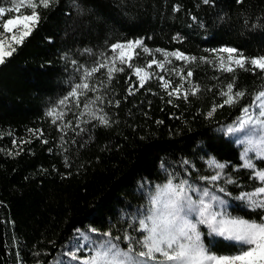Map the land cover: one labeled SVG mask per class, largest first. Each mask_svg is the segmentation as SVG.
<instances>
[{"label": "trees", "instance_id": "16d2710c", "mask_svg": "<svg viewBox=\"0 0 264 264\" xmlns=\"http://www.w3.org/2000/svg\"><path fill=\"white\" fill-rule=\"evenodd\" d=\"M0 7L11 5L0 0ZM30 11L25 4L18 13L7 12L0 30L2 22ZM36 11L39 22L0 65V264H50L83 227L121 238L125 232L138 235L135 221L156 187L172 176L177 183L212 187L199 179L215 174L206 163L212 158L226 164L224 176L236 181L226 186L231 195L220 193L228 211L246 219L264 215V209L235 199L261 182L241 166L239 147L223 130L264 86V74L239 68L222 73L200 59L214 60L212 50L223 47L264 56V0H53ZM133 40L151 50L136 49V66L162 60L157 49L197 57L192 64L170 57L165 68H183L185 74L191 69L190 79L201 86L198 96L169 97L155 76L141 88L125 64L110 85L101 69L93 77L99 91L88 94L104 96L96 108L107 113L109 126L90 120L84 97L80 108L64 109V119L54 124L47 113L79 82L77 65L91 67L102 53L112 55V44ZM147 71L170 79L173 87L184 82L156 65ZM233 77L249 95L208 118L213 102H221L220 87ZM255 163L264 168V161ZM217 184L224 186L223 180ZM200 230L214 250H235L204 226Z\"/></svg>", "mask_w": 264, "mask_h": 264}, {"label": "snow or ice", "instance_id": "6c2138e0", "mask_svg": "<svg viewBox=\"0 0 264 264\" xmlns=\"http://www.w3.org/2000/svg\"><path fill=\"white\" fill-rule=\"evenodd\" d=\"M52 2L53 0H8L11 7H0V17L7 12L18 13L25 4L31 10L23 16L17 15L2 22V28L6 33H12L18 25L23 26L19 35L11 36V41L22 44L39 22L37 7L48 8ZM238 2L242 3L243 0ZM204 3H209V0H204ZM137 48L151 54V50L144 46L142 40L127 41L112 44L110 46L112 55L102 53L101 58L91 67L77 65V71L80 73L79 82L73 84L71 90L59 100L58 105L48 111L47 115L53 117L52 122L55 124L58 120L64 119L66 115L64 109L71 111L72 108H80L81 98L84 97L83 108L87 110L90 120H98L101 125L109 126L107 113H104L103 108H96L99 102L104 101V96L91 98L88 94L99 91L93 82V77L101 69L106 70L107 84L110 85L116 73L124 72L125 64L134 70L141 88L155 76L169 97L174 96L176 99L182 97L188 101L190 95L196 97L201 92V86L190 79L193 77L191 69L185 74L183 68H165V65L172 63L170 57L184 61L185 64L197 62V57L186 56L180 51L164 52L157 49L156 52L161 53L163 59L158 61L153 58L144 67H140L131 63L134 57L139 55L136 52ZM15 51V47L6 43L4 38H0V65L4 64L5 59L12 56ZM212 51L216 53L214 60L200 59L204 63H213L222 73H235L239 68L253 72L260 70L264 74V56L247 57L234 47H223ZM73 64L75 65L76 62L73 61ZM153 65L162 71L175 72L184 82L173 87L170 79L147 71ZM103 83L101 82V86ZM185 83L188 84L187 88ZM128 93L132 94L131 88ZM218 95L221 102L219 104L213 102L206 114L208 118H211L218 108L238 105L249 94L244 89H237L236 78L233 77L231 82L220 87ZM168 102L172 103V100ZM107 103L112 104L113 101L108 100ZM115 103L119 106V101ZM64 127H71V124H65ZM223 130L227 134H239L242 138H247L241 140L246 145L241 154L243 161L241 166L253 170V177L261 182V186L255 191L242 192L235 199L245 201L253 210L264 209V168H257L253 158L254 156L255 159L264 161V86H261L258 92L251 94L249 101L241 107L240 115L234 123ZM206 163L215 174L201 176L199 179L207 181L211 188H197L186 179H180L177 183L176 177L172 176L166 183L157 186L148 201L146 212L137 217L135 231L138 235L125 232L122 246L120 235L113 236L112 231H105L99 234L102 239L90 241L86 257L81 258L78 255V251L83 250L79 245L77 252L69 253L70 257L80 261V264H264V215L259 219L233 216L227 209V201L216 193L231 195L227 193L226 186L236 184V181L230 176H224L223 170L226 164L218 162L215 158L209 159ZM221 180L224 186L217 184ZM200 226L207 228L209 236H217L231 242L235 250L219 252L214 250L211 243L205 244L204 233L200 230ZM96 231L91 229L93 233Z\"/></svg>", "mask_w": 264, "mask_h": 264}, {"label": "rangeland", "instance_id": "374dc122", "mask_svg": "<svg viewBox=\"0 0 264 264\" xmlns=\"http://www.w3.org/2000/svg\"><path fill=\"white\" fill-rule=\"evenodd\" d=\"M23 16V15H20ZM15 18V17H13ZM31 26V25H30ZM23 30V26L22 25H18L13 29L12 33H6L5 30L2 28V30H0V38H4L6 43H10L12 47H15V43L11 41V36L13 34L15 35H19L20 32ZM135 41V40H133ZM126 43V42H123ZM226 56V54H224ZM230 137L234 140L235 144L239 147V155H240V159H241V154L244 151V147L246 146L245 144H243L241 142L242 139H247L246 137H241L239 134L233 135V134H229ZM250 156H253L252 153H249ZM254 160L255 157L253 156ZM241 162L243 163L242 159ZM258 168V167H257ZM251 170V169H250ZM253 172V170H252ZM193 185L197 188H200L201 186H198L196 184L193 183ZM159 186V185H158ZM157 188V187H156ZM211 188V187H209ZM156 190V189H155ZM255 191V190H253ZM251 191V192H253ZM155 191H153L151 193V195L154 193ZM217 195L220 196V193L217 192ZM240 195V194H239ZM243 201V200H242ZM244 203H246L245 201H243ZM206 228V227H205ZM91 229H95L93 227H83L81 229H79L76 234L75 237H71L65 244L64 246L61 248V250L57 253V255L55 256V258L51 261L50 264H80V261L77 260H73L69 253L70 252H77V245L80 246L81 251H78V255L81 258L86 257V255H88V250H89V246H90V241H95V240H99L102 239V237L99 236L100 233L103 232H99L98 230L93 233L91 232ZM207 229V228H206ZM122 246H123V238L121 240Z\"/></svg>", "mask_w": 264, "mask_h": 264}]
</instances>
